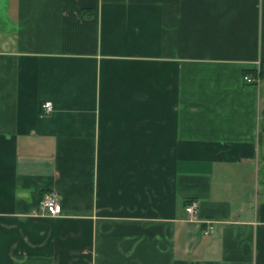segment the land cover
<instances>
[{
    "label": "crops",
    "instance_id": "crops-1",
    "mask_svg": "<svg viewBox=\"0 0 264 264\" xmlns=\"http://www.w3.org/2000/svg\"><path fill=\"white\" fill-rule=\"evenodd\" d=\"M260 71L264 0H0V264H264Z\"/></svg>",
    "mask_w": 264,
    "mask_h": 264
},
{
    "label": "built area",
    "instance_id": "built-area-1",
    "mask_svg": "<svg viewBox=\"0 0 264 264\" xmlns=\"http://www.w3.org/2000/svg\"><path fill=\"white\" fill-rule=\"evenodd\" d=\"M246 82H255V78L248 75L243 76ZM43 113L48 114L52 111V104L50 101H44L41 104ZM39 208L42 209L47 216H56L60 213V195L52 192L47 193L39 202ZM199 210V202L197 200H191L184 205V211L189 218H194ZM213 224L209 222L204 230L205 233H210L212 231Z\"/></svg>",
    "mask_w": 264,
    "mask_h": 264
},
{
    "label": "trees",
    "instance_id": "trees-1",
    "mask_svg": "<svg viewBox=\"0 0 264 264\" xmlns=\"http://www.w3.org/2000/svg\"><path fill=\"white\" fill-rule=\"evenodd\" d=\"M255 70L253 69V70H247V71H245V74H249V75H255ZM257 75H259L262 79H263V81H264V72H262V71H260V72H258L257 73ZM191 200H189L188 202H190ZM187 202V203H188Z\"/></svg>",
    "mask_w": 264,
    "mask_h": 264
},
{
    "label": "rangeland",
    "instance_id": "rangeland-1",
    "mask_svg": "<svg viewBox=\"0 0 264 264\" xmlns=\"http://www.w3.org/2000/svg\"><path fill=\"white\" fill-rule=\"evenodd\" d=\"M262 170H263V172H264V163H263V167H262Z\"/></svg>",
    "mask_w": 264,
    "mask_h": 264
}]
</instances>
